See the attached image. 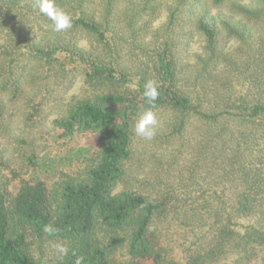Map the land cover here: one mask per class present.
<instances>
[{
    "label": "trees",
    "instance_id": "1",
    "mask_svg": "<svg viewBox=\"0 0 264 264\" xmlns=\"http://www.w3.org/2000/svg\"><path fill=\"white\" fill-rule=\"evenodd\" d=\"M161 1L128 0L126 23L164 6V31L181 35L175 25L188 5L186 27L203 37L205 53L189 65L193 79L178 75L174 37L139 42L136 28H114L118 0H56L72 17L61 32L52 31L36 0H0V131L10 126L8 117L37 121L42 98L29 92L51 75L64 81L76 72L99 89L69 100L52 121L61 138L90 137L94 150L82 170L51 183L20 177L16 167L9 170L17 177L13 188L0 181V264H41L31 250L36 241L67 246L48 264H75L78 257L83 264H264V0H212L211 13L194 9L200 0ZM180 31L187 32L182 23ZM128 37L151 68L139 65L136 90L121 67L118 43ZM222 40L233 41V51ZM31 61L42 70L28 78ZM150 71L159 93L153 105L143 96ZM22 100L23 114L16 115L13 103ZM149 107L169 111L156 137L186 138L191 180L183 192L115 193L132 160L134 123ZM26 159L36 166L35 153ZM46 225L57 231L45 232Z\"/></svg>",
    "mask_w": 264,
    "mask_h": 264
},
{
    "label": "rangeland",
    "instance_id": "2",
    "mask_svg": "<svg viewBox=\"0 0 264 264\" xmlns=\"http://www.w3.org/2000/svg\"><path fill=\"white\" fill-rule=\"evenodd\" d=\"M170 1L172 0H162L160 3L164 5ZM241 1L248 2L249 0ZM133 2L140 4L143 0H133ZM118 3L121 13L114 20V28L119 32L126 30L125 33L129 32L132 27L136 28L139 30V33H137V41L140 40L141 42L149 40L150 37H160L161 34L162 37L166 36L168 39L174 37L177 54L176 59L178 61L177 67L180 69L178 75L183 80L189 77L193 79L194 74L190 72L192 70L190 66L195 62L196 54L203 53L202 45H204V41L200 33L186 27L187 16H185V13L189 11L188 5L185 7L183 16H179L178 25H175V29L181 35L177 33L178 35L174 36L171 28L168 31H164L165 23L167 22V14L164 6L154 10L152 14H143L141 17H138L136 24L134 22L133 25H130L126 23V17H130L132 13L128 0H118ZM202 8L210 10V13L216 10L212 0H200V3L194 6V9L197 10ZM190 9H193V7ZM147 20L150 22L149 26L143 25ZM181 23L182 28L187 32L183 33L180 31ZM125 36H128V34H125ZM78 38L77 40L80 45H86L87 41L82 34ZM128 39L129 37L127 39H121L122 42L118 43V47L122 51L121 67L128 69L130 79L128 87L135 89V85H137L139 79V75H137L139 65L143 64V67L148 71L151 68L145 55H143L144 52L139 51L138 48L131 49V45L127 42ZM222 41L223 45L225 44L228 48L234 43L233 41ZM150 48H148L147 52H149ZM65 62L66 66H68V60ZM38 69L35 63L31 61L27 67V70L30 72L27 77L29 78L31 75L40 74V70L42 69ZM23 74L26 73L23 72ZM70 75L68 74L66 78L71 77L70 81L66 79L63 81L62 75H51L46 80L34 84L30 89L29 93L33 95V99L39 101L42 98L37 110L39 114L37 121L25 124L22 121V116L19 117L18 115V118L14 119L7 118V120L11 121L10 126L8 124L9 127H4L0 131V150L3 154L0 161V181L9 183V188H13V183L17 180V177H14L9 171L11 168L15 169L17 167L18 170L16 171L20 177L29 179L34 176H41L53 183L64 177L76 174L86 166L88 158L94 150L90 142V137L74 136L71 138H61L57 136L52 124L53 119L64 111L69 100L92 98L99 93L98 87H93L85 83L78 76V73L75 72ZM150 76V80L154 81L152 71H150ZM13 105V107H16V115H22L24 111L22 108L23 100L13 103ZM155 114L158 119V124L155 129L156 135L162 133L161 129L167 120L165 118L169 114V111L160 109ZM193 119L196 120V118ZM193 126L198 130L201 128V125H198L196 122ZM189 132L191 134V131ZM193 132L196 133V131ZM185 139L167 140L164 137L154 136L151 140H145L137 136L127 175L123 180L117 182L113 192H119L124 188L139 191H150L162 188L166 190L168 188L171 191L183 192L188 187L185 183L191 180V178L187 177L189 172L187 170L188 168L185 167L189 160L187 151L183 148L186 144ZM31 152L35 153L37 162L33 168L26 166L27 155L31 154ZM195 175L196 177L194 179L197 180L199 176L197 174ZM191 188L193 189V187ZM97 231L100 232V228H97ZM57 245L59 243L55 241H36L32 244L31 250L36 257H40L41 264H48L47 260L49 257L55 255Z\"/></svg>",
    "mask_w": 264,
    "mask_h": 264
},
{
    "label": "clouds",
    "instance_id": "3",
    "mask_svg": "<svg viewBox=\"0 0 264 264\" xmlns=\"http://www.w3.org/2000/svg\"><path fill=\"white\" fill-rule=\"evenodd\" d=\"M36 7L40 13L45 15L50 21V27L54 32H61L72 27V17L69 13L59 7L56 0H36ZM158 86L155 81L149 80L144 85L143 96L149 105H153L158 97ZM158 119L151 107L143 111L139 119L134 123V132L137 136L145 140H151L155 136V129ZM44 231L54 234L57 229L51 225H46ZM57 251L63 257L68 253L65 245H57ZM75 264H83V258L78 257Z\"/></svg>",
    "mask_w": 264,
    "mask_h": 264
}]
</instances>
